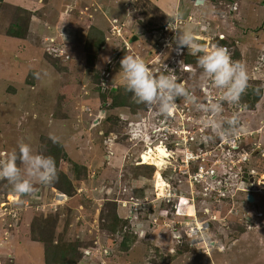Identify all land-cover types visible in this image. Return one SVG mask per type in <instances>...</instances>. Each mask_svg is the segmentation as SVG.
I'll return each instance as SVG.
<instances>
[{
    "label": "rangeland",
    "instance_id": "rangeland-1",
    "mask_svg": "<svg viewBox=\"0 0 264 264\" xmlns=\"http://www.w3.org/2000/svg\"><path fill=\"white\" fill-rule=\"evenodd\" d=\"M155 1L0 0V162L20 141L60 158L58 180L34 181L31 194L0 179V264H46L55 246L75 264H264V88L252 109L223 102V117L238 115L228 140L205 139L204 114L183 99L170 116L108 105L125 87V54L174 75L200 102L220 99L210 83L199 87L202 70L184 62L191 51L175 50L179 31L228 48L247 67L246 93L264 85V0Z\"/></svg>",
    "mask_w": 264,
    "mask_h": 264
},
{
    "label": "clouds",
    "instance_id": "clouds-1",
    "mask_svg": "<svg viewBox=\"0 0 264 264\" xmlns=\"http://www.w3.org/2000/svg\"><path fill=\"white\" fill-rule=\"evenodd\" d=\"M132 9L128 16L133 15ZM119 34V33H118ZM197 38L191 32H177L172 38L175 50L182 54L183 49L191 51L197 56V66L200 72L199 87H206L209 83L220 90L218 101L208 100L200 102L195 96L194 88L190 91L183 82H179L174 75L163 72H153L139 55L125 54L120 61V70L125 81V92L131 93L138 104H143L149 110H156L159 114L170 116L178 107L177 100L183 99L193 105L194 109L204 114V127L211 129L213 135L205 137L212 140L216 137L228 140L238 127V115L223 117V102L236 104L246 93L249 84L247 67L240 61H234L229 49L223 46H212L210 49L197 43ZM182 63V62H181ZM34 78L40 79L41 73H34ZM264 85L253 89L254 94L260 95ZM18 153L13 152L9 158L0 162V179L7 180L18 195L31 194L35 190L34 181L40 184H52L58 180L56 163L53 157L33 154L29 144L20 141ZM24 166V175L21 168ZM199 226V225H198ZM198 226L190 234H197ZM193 230V231H192Z\"/></svg>",
    "mask_w": 264,
    "mask_h": 264
},
{
    "label": "trees",
    "instance_id": "trees-1",
    "mask_svg": "<svg viewBox=\"0 0 264 264\" xmlns=\"http://www.w3.org/2000/svg\"><path fill=\"white\" fill-rule=\"evenodd\" d=\"M91 33H92V35H93V37L95 39L94 41H91V44H92L93 47H95V49H99L102 46V44L104 43V40H105L104 34L96 26L91 28L90 34ZM9 34L12 35V36L20 37V38L23 35L22 31H20L19 29H14V30L12 29ZM91 44H88V46L91 45ZM196 61H197V56L196 55H192V54L186 55L185 60H184V62L188 66H191V67H192V64H196V63H194ZM123 89H125V87H119L117 91H113V93L111 95V103H108L106 101V102H104V104L108 103V105L113 107V108L114 107L128 106L129 108H131L132 112H134V113L137 112V110L139 108H141L142 105L138 104V103H135V101L134 102L131 101V97L127 96L128 93L125 94V95L122 94L121 91ZM261 94H262V91H261ZM261 94L260 95H256V94H254L253 91H249L246 94L242 95L241 102L244 103V104L247 103L248 109H252L258 103L259 99L261 98ZM58 150L61 151V147ZM65 155H66V153H63L61 156H58V157H61V159H66ZM63 156H64V158H63ZM55 158H56L55 163L57 164V162L60 161V160L58 161V159H60V158H57V155H56ZM77 167H78V165H76V168ZM111 220H112V224H114L113 227H112V231H115L116 230L115 229L116 225H118L120 223L121 219L116 214V212H114L112 214ZM38 241H41V240L39 239ZM55 248L57 249L55 257H51L50 249L46 250V259H45L46 264H75L77 262L73 258L72 259L68 258L67 255H65L66 253H65L64 249H60L57 246H55ZM128 248H129V242H127V240H123L121 242L120 249L124 250V251H127ZM48 252H49V254H48Z\"/></svg>",
    "mask_w": 264,
    "mask_h": 264
},
{
    "label": "bare ground",
    "instance_id": "bare-ground-1",
    "mask_svg": "<svg viewBox=\"0 0 264 264\" xmlns=\"http://www.w3.org/2000/svg\"><path fill=\"white\" fill-rule=\"evenodd\" d=\"M200 3V2H199ZM182 69V68H181ZM31 129V128H30ZM33 140V139H32ZM31 140V141H32ZM110 142V141H109ZM109 149V148H108ZM159 152H160V154L163 156V157H166L167 156V154H166V152H165V150L161 147V146H159L158 147V149H157ZM158 152V153H159ZM145 159H149V156L148 155H145ZM156 178H157V180H156V186H157V188H158V190L159 191H162V190H164V181H163V179L161 178V176H160V174H159V172H157V174H156ZM237 192V191H236ZM166 196V195H165Z\"/></svg>",
    "mask_w": 264,
    "mask_h": 264
},
{
    "label": "crops",
    "instance_id": "crops-1",
    "mask_svg": "<svg viewBox=\"0 0 264 264\" xmlns=\"http://www.w3.org/2000/svg\"><path fill=\"white\" fill-rule=\"evenodd\" d=\"M155 1V0H154ZM156 2V4H157V6H162L163 4H169L168 2H167V0H162L161 2H159L158 0H156L155 1ZM202 2V1H201Z\"/></svg>",
    "mask_w": 264,
    "mask_h": 264
},
{
    "label": "water",
    "instance_id": "water-1",
    "mask_svg": "<svg viewBox=\"0 0 264 264\" xmlns=\"http://www.w3.org/2000/svg\"><path fill=\"white\" fill-rule=\"evenodd\" d=\"M202 3L201 0H197V3ZM254 199H253V196L252 195H249L248 196V201L252 202Z\"/></svg>",
    "mask_w": 264,
    "mask_h": 264
}]
</instances>
